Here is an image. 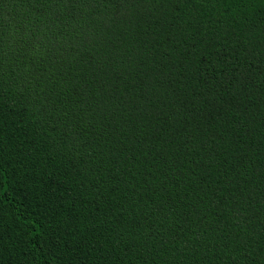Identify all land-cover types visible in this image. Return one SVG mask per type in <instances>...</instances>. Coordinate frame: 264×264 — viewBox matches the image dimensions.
<instances>
[{
	"label": "trees",
	"instance_id": "16d2710c",
	"mask_svg": "<svg viewBox=\"0 0 264 264\" xmlns=\"http://www.w3.org/2000/svg\"><path fill=\"white\" fill-rule=\"evenodd\" d=\"M0 264H264V0H0Z\"/></svg>",
	"mask_w": 264,
	"mask_h": 264
}]
</instances>
